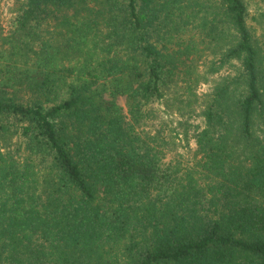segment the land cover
Wrapping results in <instances>:
<instances>
[{
    "label": "trees",
    "instance_id": "trees-1",
    "mask_svg": "<svg viewBox=\"0 0 264 264\" xmlns=\"http://www.w3.org/2000/svg\"><path fill=\"white\" fill-rule=\"evenodd\" d=\"M14 4L0 264H264V24L244 0ZM172 133L191 162L167 158Z\"/></svg>",
    "mask_w": 264,
    "mask_h": 264
},
{
    "label": "rangeland",
    "instance_id": "rangeland-1",
    "mask_svg": "<svg viewBox=\"0 0 264 264\" xmlns=\"http://www.w3.org/2000/svg\"><path fill=\"white\" fill-rule=\"evenodd\" d=\"M247 9H248V18L247 22L251 26L252 30L255 32V36H257L261 32V28L264 24V18L260 16V14L264 10V3L262 0H244ZM14 0H0V33H4L8 27L10 18L12 16L13 8H14ZM205 52H202L200 58L198 59L197 65L198 70H202L203 66L200 64L202 60L205 59ZM222 70L221 72H223ZM217 75L209 76L208 82H201L198 84L196 88V93L198 97L200 94L204 93L209 88V83H211L214 79H216ZM118 104H120L125 110L124 99L123 97L117 98ZM160 109V115L164 121L166 132H170V127H174L176 121L181 117L178 113L174 104H165L162 101L158 104ZM183 116H187L184 114ZM198 119H195L194 122H197ZM172 137L175 141V148L170 150L167 153V158H175L180 160L183 163L191 162L194 150V142L189 139V142L183 140L181 134L176 136L172 133Z\"/></svg>",
    "mask_w": 264,
    "mask_h": 264
}]
</instances>
